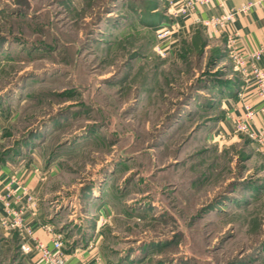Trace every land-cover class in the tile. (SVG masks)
I'll use <instances>...</instances> for the list:
<instances>
[{"label":"rangeland","instance_id":"rangeland-1","mask_svg":"<svg viewBox=\"0 0 264 264\" xmlns=\"http://www.w3.org/2000/svg\"><path fill=\"white\" fill-rule=\"evenodd\" d=\"M168 8L0 0V160L38 167L54 230L112 264H264V153L213 136L241 76L202 27L160 51ZM10 235L0 264H23Z\"/></svg>","mask_w":264,"mask_h":264},{"label":"crops","instance_id":"crops-1","mask_svg":"<svg viewBox=\"0 0 264 264\" xmlns=\"http://www.w3.org/2000/svg\"><path fill=\"white\" fill-rule=\"evenodd\" d=\"M228 7H239L247 3H253L248 11L238 14V16L229 23L224 32L217 35H209L211 38L220 37L226 40L225 32L230 30L236 32V47L252 51L264 47V0H222ZM222 9L215 5V2H211L208 5L201 6L196 10L191 17L178 15L174 22V29L164 41L168 45L169 51H172L177 45L180 37L188 34H193L199 27L204 28L201 21H195V18L199 20L207 18L209 16L218 14ZM206 31V30H205ZM207 32V31H206ZM257 65L264 69V50L261 52L260 57L257 60ZM222 106L224 114L219 120L218 129H223L231 137H235L234 134V120L238 118H246L249 124L255 129H264V96H259L254 86L253 79L247 83L242 79L240 86L236 89L234 94L230 92L222 97ZM249 111V114H247ZM11 116V111L9 113ZM7 116L0 112V133L4 127L3 119ZM35 165H29L22 169H11L8 163H1L0 165V192H5V186L10 185L14 188L16 194L21 195V199L24 200L21 188L12 182L10 176L16 174L20 178V182L27 185L32 192L38 197L36 205V217H31L29 213H25V219L34 228V236L41 240L48 248H52L51 233L43 230L38 225V219L48 220L51 216L42 209L41 202L39 200L40 186L43 184V178L40 173L34 170ZM43 181V182H42ZM17 207L18 203H14ZM1 208V205H0ZM100 213L104 214V208L100 209ZM1 230V229H0ZM10 235V233L8 234ZM4 237L0 238V246L7 247L10 245V236L7 237L3 233ZM28 245V251L23 252L20 249L21 258L23 264H43L40 261L39 255L34 249V240L30 237L22 238ZM19 244L21 242V235L18 234ZM63 249L66 253V260L64 264H112L111 261L105 255V251L102 250L100 242V234L96 232L92 237H88L87 240H74L72 243L66 244L63 239Z\"/></svg>","mask_w":264,"mask_h":264},{"label":"built area","instance_id":"built-area-1","mask_svg":"<svg viewBox=\"0 0 264 264\" xmlns=\"http://www.w3.org/2000/svg\"><path fill=\"white\" fill-rule=\"evenodd\" d=\"M168 5L169 20L165 21L166 25L162 26L161 22L157 27V37L160 41L158 48L160 51L168 49V45L164 43L169 34L173 31L178 15L191 17L198 8L208 5L212 1L215 5L220 7L222 11L218 14L209 16L195 21H201L209 35H217L225 31L226 26L231 23L240 13L248 11L253 3H247L239 7H228L222 0H165ZM174 21V22H173ZM225 50L227 51L235 71H237L244 82L253 79L254 86L259 96H264V69L257 65V60L260 57L264 47L247 51L236 47V32H225ZM249 114V111L248 113ZM234 134L244 133L248 138L254 141L259 149L264 153V129L253 128L248 120L238 118L234 120ZM215 138L231 137L223 129H218L217 133L213 135ZM38 172V167H34ZM11 181L21 188L24 200L21 195L16 194L14 188L10 185L5 186V192H0V228L4 234L8 235L10 232L18 231L21 235V242L19 247L23 252L28 251V245L22 238L30 237L34 240V249L39 255L40 261L43 264H64L66 260V253L63 249L62 233L56 232L51 222L44 219H38V225L43 230L51 233L52 248H48L41 240L34 236V228L26 221L24 214L27 212L31 217H36V205L38 197L25 184L20 182L19 176L13 174L10 176ZM14 203H18L15 207Z\"/></svg>","mask_w":264,"mask_h":264},{"label":"trees","instance_id":"trees-1","mask_svg":"<svg viewBox=\"0 0 264 264\" xmlns=\"http://www.w3.org/2000/svg\"><path fill=\"white\" fill-rule=\"evenodd\" d=\"M165 2H166V1H165ZM161 21H163V20H161ZM204 28H205V27H204ZM205 29H206V28H205ZM232 87H233V85L230 87L231 89L229 88V89H227V90H229L228 93L230 92L231 94H234V93L236 92V89H237L238 87H235V86H234V89H232ZM3 161H4V160H0V165H1V163H3ZM16 233H18V231H16ZM18 234H19V233H18ZM18 246H19V242H18ZM19 248H20V247H19Z\"/></svg>","mask_w":264,"mask_h":264}]
</instances>
